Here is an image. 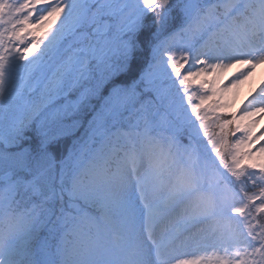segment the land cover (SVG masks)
<instances>
[{"label": "snow or ice", "instance_id": "snow-or-ice-1", "mask_svg": "<svg viewBox=\"0 0 264 264\" xmlns=\"http://www.w3.org/2000/svg\"><path fill=\"white\" fill-rule=\"evenodd\" d=\"M261 64L264 0H0V264H264Z\"/></svg>", "mask_w": 264, "mask_h": 264}, {"label": "rangeland", "instance_id": "rangeland-1", "mask_svg": "<svg viewBox=\"0 0 264 264\" xmlns=\"http://www.w3.org/2000/svg\"><path fill=\"white\" fill-rule=\"evenodd\" d=\"M262 79H264V64H262V66L258 68V71L255 72L253 78L246 85L242 87V91L240 92L239 98L236 102V107L239 106L240 102L245 98V96H247L250 93V91L261 82ZM142 162H150V158L148 156L142 157L138 167L139 175H140L139 172L141 169ZM165 162H166L165 178L171 179L175 176V174L179 170L181 164L183 163V158L180 156H178L175 159L169 157ZM112 191L119 194L120 189L117 186V187H113ZM100 242L108 246V248L110 249V255L114 259L119 260L121 258H129L131 256V248L127 238L125 240H121L118 242L119 248L113 247L114 243L116 242L113 241L111 236L102 237Z\"/></svg>", "mask_w": 264, "mask_h": 264}, {"label": "bare ground", "instance_id": "bare-ground-1", "mask_svg": "<svg viewBox=\"0 0 264 264\" xmlns=\"http://www.w3.org/2000/svg\"><path fill=\"white\" fill-rule=\"evenodd\" d=\"M260 66H262V64L259 65L258 68ZM258 68L256 69V71H258ZM262 123L264 124V121H262ZM156 158H161L162 159V157H160V154L158 152L152 157V159H156ZM149 168H150V162H142L141 163V169H140V172H139L140 175L141 176L146 175L149 172Z\"/></svg>", "mask_w": 264, "mask_h": 264}]
</instances>
